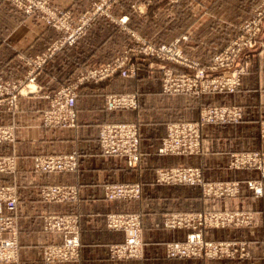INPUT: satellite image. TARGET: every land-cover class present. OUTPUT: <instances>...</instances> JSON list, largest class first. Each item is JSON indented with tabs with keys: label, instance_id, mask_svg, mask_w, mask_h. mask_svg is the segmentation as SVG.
<instances>
[{
	"label": "crops",
	"instance_id": "obj_1",
	"mask_svg": "<svg viewBox=\"0 0 264 264\" xmlns=\"http://www.w3.org/2000/svg\"><path fill=\"white\" fill-rule=\"evenodd\" d=\"M50 1L75 17L86 14L91 5L98 2ZM206 1L213 2L209 11L200 6ZM262 1L181 0V4L172 5L171 0H117L109 8L108 17L95 18L73 46L56 52L36 74L34 82L28 83L29 59L43 54L61 34L46 27L38 18L0 0V82L21 84L15 109L9 108L6 101L0 103V126L12 127L14 131L13 142L0 144V156H13L16 166L13 172L0 173V185L17 187L19 257L15 264H264V184L262 196L257 197L246 184L259 180V174L254 170L228 168L232 153L264 152V141L259 133L264 121V39L242 57L247 72L233 95H164L162 75L146 71L141 64L138 66L142 70L133 78L117 74L99 83L82 85L73 128L42 126V112L49 106L46 97L76 80L87 68L110 64L123 52L140 46L141 41L168 44L176 34L189 35L183 52L204 65L236 38L240 26L253 17L254 9ZM124 17L126 22L121 23ZM138 57H132L135 64ZM169 65L172 69L189 72ZM108 94H135L138 105L132 110L109 112L104 106ZM206 105H237L243 110V120L239 125L202 127L201 152L196 156L159 155L157 149L167 125L196 122L200 109ZM120 122L133 123L139 131L141 161L135 169L128 168L121 157L101 154L98 148L99 126ZM71 154L77 158V166L72 171L41 175L32 170L36 156ZM181 165L200 168L206 182H237L241 192L236 198L207 199L199 188L156 182L158 169ZM109 183H139L140 200H106L104 187ZM48 185L73 186L76 195L63 203L43 202L39 191ZM0 210L6 214L2 206ZM221 211L247 212L252 222L247 227L204 230V239L233 243L238 249L243 246L245 254L218 260L166 257L165 245L184 241L189 230L165 229L162 225L165 216ZM110 212L141 215V258L110 259L109 248L123 243L126 238L123 231L106 227L105 218ZM56 214L79 217L81 245L75 261L47 263L42 258L45 246L62 242L60 233H47L42 227L45 216Z\"/></svg>",
	"mask_w": 264,
	"mask_h": 264
},
{
	"label": "built area",
	"instance_id": "obj_2",
	"mask_svg": "<svg viewBox=\"0 0 264 264\" xmlns=\"http://www.w3.org/2000/svg\"><path fill=\"white\" fill-rule=\"evenodd\" d=\"M50 0H39L34 5L23 6L27 14L36 10L44 12L48 17L44 21L59 32L66 33L62 41L48 49V54L36 57L29 65L32 67L28 83L35 80V74L43 69L47 59L65 45H73L75 40L83 35L88 26L90 18L82 17L83 21L73 28L72 17L65 15V24L60 22L56 12L49 13L44 5ZM102 6L96 12H103ZM81 18V19H82ZM126 18L121 19V23ZM264 33V0L254 11V18L246 21L241 27V34L225 50L216 55L209 66L203 68L200 64L182 54L180 40H175L168 45L153 46L143 43L140 53L150 60L170 61L179 66L191 70V73H174L166 66L162 83L164 95L184 94L188 96H199L206 91L229 92L235 91L239 85V73L222 74L218 78L207 79L208 72H226L238 60L241 54L255 47L260 34ZM182 41L188 43V37ZM140 47L135 48L139 50ZM128 57L116 59L114 62L85 70L79 74L71 84L60 87L46 99L49 106L42 112V126L45 128L62 129L73 128L76 123V101L80 87L86 83H99L115 75L122 78L134 77L136 72ZM15 84L0 82V103L7 102L9 108L15 109L19 92L15 90ZM24 84L23 86H25ZM138 105L135 94H108L105 96L104 106L109 112L132 110ZM242 113L238 108L212 107L202 109L199 119L194 123L181 122L172 123L167 127L165 137L158 148L161 155L194 156L200 151V128L205 124H236L241 121ZM264 134V127H263ZM13 128L0 127V144L13 142ZM98 148L105 156L121 157L126 161L129 168H136L141 161L140 136L135 124L132 123H110L100 127L98 130ZM16 161L13 156L0 158V172H13ZM77 158L74 154L68 156H38L32 160V170L35 174H52L69 172L76 168ZM237 169L257 168L261 172L264 181V156L258 153H249L237 156L231 163ZM156 181L161 185H185L199 187L206 198L233 197L238 194L237 183H206L202 180L201 171L195 167H175L156 172ZM11 190L0 189V206L6 211V215L0 210V264H12L18 262L19 242L17 240V204L18 194L15 187ZM248 189L254 195L262 193L261 184L248 183ZM44 200L48 203L70 200L76 195L74 188L52 186L40 191ZM105 198L108 201L140 200L142 195L141 185L131 184H109L105 186ZM239 221V214L226 215H172L165 218L164 226L168 229L192 228L193 231L187 235L184 242H171L165 245V255L169 259H207L231 258L237 250L233 243L205 241L200 229L203 227H224L229 223ZM106 226L110 230H120L126 233L123 243L113 245L109 248V257L112 260L139 259L142 257V222L139 214H114L106 216ZM198 229V231H197ZM44 230L48 233H60L62 242L47 245L43 248L42 258L44 262H71L78 259L80 238L76 221L66 218H47L44 221ZM8 234L7 238L4 235ZM243 250V249H241Z\"/></svg>",
	"mask_w": 264,
	"mask_h": 264
},
{
	"label": "rangeland",
	"instance_id": "obj_3",
	"mask_svg": "<svg viewBox=\"0 0 264 264\" xmlns=\"http://www.w3.org/2000/svg\"><path fill=\"white\" fill-rule=\"evenodd\" d=\"M4 1H6L7 3H9V4H11L14 8H16L17 10H19V11H21V12H23L24 14H26V15H29V16H34V17H36V18H38L46 27H48V28H51V29H53L55 32H57V33H59V34H61V37L58 39V40H55L54 42H52L51 44H50V46H48L47 47V49L45 50V52L43 53V54H41V55H39V56H35L34 58H31V59H29V64L32 62V61H34L35 59H36V57H40V56H44V55H47L48 54V49H50L54 44H55V42H59V41H62L64 38H65V36H66V33H64V32H59V31H57V30H55L54 28H52V26H50V25H47L44 21L46 20V18L48 17L44 12H42V11H39V10H36L35 12H33L32 14H27L26 13V11H25V8L23 7V6H26V8H28V6H31V5H34L36 2L38 3L39 2V0H4ZM117 0H98V2H95V3H93L92 5H91V7H90V9L88 10V12H86V14H82L81 16H78V17H75L73 14H71L69 11H65V10H62V9H58V8H56L55 6H53L52 5V3H51V1H48V4L49 5H47V4H45L44 5V8H45V10L46 11H48L49 13H52L53 11L54 12H56L58 15H59V17H60V22L62 23V24H65V20H64V16L65 15H68V13H69V15L72 17V26H73V28H75L76 26H78L79 25V20H80V22H82L83 21V18L82 17H87V18H90V21H89V24H88V26L85 28V30H84V33L86 32V30L89 28V26L94 22V20H95V18H97V17H99V15L100 16H105V17H108L109 16V8L111 7V5L115 2V3H117L116 2ZM181 0H171V4L173 5H179V4H181V3H179ZM178 3V4H177ZM261 3V2H260ZM212 5H213V2L212 1H206L205 3H202V4H200V6L203 8V9H206V11H209V8L210 7H212ZM259 5V4H258ZM257 5V6H258ZM100 6H102L101 7V9L103 10V12H96V10H98V7H100ZM194 6V5H193ZM257 6H256V8H257ZM176 7V6H175ZM195 7H197L196 5H195ZM255 8V9H256ZM255 9H254V11H255ZM196 11H197V9H196ZM66 12H68L67 14H65ZM82 18V19H81ZM254 18V12H253V17L251 18V19H249V20H246V21H251L252 19ZM121 21V20H120ZM245 21V22H246ZM244 22V23H245ZM243 23V24H244ZM242 24V25H243ZM242 25L240 26V28H239V32H238V35L236 36V38L237 37H239V35L241 34V27H242ZM84 33H83V35H84ZM83 35H81V36H79L76 40H75V42L80 38V37H82ZM175 38H174V40H172L171 42H169L168 44H170V43H172L173 41H175V40H180V48L182 49V54L185 56V58L186 57H188L184 52H183V45H185L186 43H185V41H182V38L183 37H188V41H189V35L188 34H184V35H181V36H178L177 34L174 36ZM235 38V39H236ZM235 39H233L224 49H222L221 51H219L218 53H216L206 64H200L199 62V64H200V66H202L203 68H206V67H208L209 66V64H210V62H211V60L216 56V55H218L219 53H221L223 50H225ZM262 39H264V33H262V34H260V36H259V38H258V42H257V44L255 45V47L257 46V45H259L260 43H261V41H262ZM143 43H146V44H149V45H153V46H156V47H158V46H161V45H168V44H161V45H155V44H151V43H149V42H144V41H141V42H139V44H140V46H135V48H138V47H140L139 48V50H136L135 52L133 51V50H135V48H133V49H131V50H127V51H125V52H123L122 53V55L119 57V58H124V57H128L130 60H131V64H133V68H134V70H135V72H136V74H135V76L142 70V67H139L138 65H145V67L147 68V69H145L146 71H150V70H152V71H154V72H159L161 75H162V79H161V92H162V83H163V78H164V70L162 69L163 67H167V68H169V69H171L174 73H178V74H184V73H186V74H188V73H191V70H189V69H187V68H185L184 66H179V65H177V64H174V63H172V62H170V61H160V60H150L149 58H147V57H145L144 55H142L141 53H140V49H141V46H142V44ZM75 44V43H74ZM73 44V45H74ZM73 45H71V46H73ZM66 46H69V45H65V46H63L62 48H64V47H66ZM255 47L254 48H252V49H250V50H247V51H245L243 54H241L240 55V57L238 58V60H237V62L228 70V71H226V72H220V71H217V72H208V74H207V79H214V78H218V77H220L222 74H232V73H234V72H236V73H239L240 72V70L242 69L243 70V72L242 73H239L238 74V77H239V85L236 87V89H235V91L234 92H232V93H229V92H214V91H206V92H204V93H202V94H200L199 96L201 97L202 95H207V94H215V93H217V94H228V95H233V94H235L236 92H237V90L239 89V87H240V85H241V77L247 72V66L246 65H244V64H242V57L247 53V52H249V51H252V50H254L255 49ZM61 48V49H62ZM60 49V50H61ZM58 52V51H57ZM56 53V52H55ZM54 53V54H55ZM53 56V55H52ZM51 56V57H52ZM133 56H135L136 58L138 57L139 59V61H136V64L132 61V57ZM50 57V58H51ZM49 58V59H50ZM119 58H116V59H119ZM189 58V57H188ZM49 59H47V61L49 60ZM115 59V60H116ZM189 59H191V58H189ZM114 60V61H115ZM191 60H193V59H191ZM47 61H46V63H47ZM113 61V62H114ZM196 61V60H195ZM45 63V64H46ZM169 64H174L175 66H178V67H180V68H183V69H186V70H188L189 72H182V71H178V70H175V69H172L171 67H170V65ZM44 67V66H43ZM97 67H99V66H96V67H92V68H97ZM88 69H91V68H87L86 70H88ZM31 71H32V67H31V70H30V73H29V76H31ZM83 73V72H82ZM134 76V77H135ZM35 77H36V74H35ZM133 78V77H132ZM75 81V80H74ZM72 83V82H71ZM71 83H69V84H71ZM66 85H68V84H66ZM15 86L17 87V89L15 88V90H17L18 92H20L21 90H20V88L21 87H19V85L18 84H15ZM63 86H65V85H63ZM54 93V92H53ZM53 93H51V94H53ZM50 94V95H51ZM162 94H164L163 92H162ZM118 95H122V94H118ZM129 95H133V94H129ZM177 95H184V94H177ZM168 96H176V95H168ZM199 96H197V97H199ZM195 97V96H194ZM2 103V102H1ZM9 107V106H8ZM212 107H221V108H231V107H234V108H238V109H240L241 110V113H242V118H241V121L240 122H238V123H234V124H205V125H203L202 127H204V126H226V125H239L241 122H242V120H243V117H244V113H243V110H242V108L241 107H239V106H237V105H206V106H203L201 109H200V112H199V114L201 113V110L202 109H206V108H212ZM198 119H199V117H198ZM181 122H187V121H179V122H173V123H181ZM120 123H125V122H120ZM189 123H194V122H189ZM106 124H110V123H106ZM106 124H103V125H106ZM130 124V123H129ZM133 124V123H132ZM170 124H172V123H169L168 125H167V127L170 125ZM103 125H101V126H103ZM101 126H99V128H98V130L100 129V127ZM1 127V126H0ZM167 127H166V132H167ZM201 127V128H202ZM263 127H264V121H262L261 122V124H260V129H259V133H260V137H261V139L264 141V134H263ZM201 128H200V131H199V134H200V151H199V153L201 152V147H202V143H201ZM165 135H166V133H165ZM165 135L163 136V138L165 137ZM13 138H14V131H13ZM162 138V139H163ZM162 139H161V141H162ZM14 140V139H13ZM161 141H160V143H161ZM97 144H98V135H97ZM159 146H160V144H159ZM159 148V147H158ZM157 151H158V149H157ZM198 153V154H199ZM249 153H258L259 155H262V156H264V152H262L261 150H244V151H241V152H236V153H232L230 156H229V162H228V168L229 169H231V170H235V171H247V170H254V171H256L258 174H259V180H257V181H250V182H247V189H248V183H254V184H256V185H259V184H261V186H262V191H263V184H264V181H262V179H261V172H260V170H258L257 168H248V169H237V168H234V167H232L231 166V163H232V161L234 160V158L235 157H237V156H240V155H243V154H249ZM159 154V153H158ZM198 154H196V155H198ZM159 155H161V154H159ZM196 155H194V156H196ZM163 156H174V155H163ZM2 157H10V156H0V158H2ZM36 157H38V156H36ZM116 157V156H115ZM192 157V156H191ZM182 167H195V168H198V167H196V166H183V165H181ZM128 167V166H127ZM138 167V166H137ZM136 167V168H137ZM176 167H179V166H176ZM129 168V167H128ZM171 168H175V167H171ZM131 169H135V168H131ZM165 169H170V168H165ZM165 169H163V170H165ZM199 170H200V168H198ZM159 170H162V169H158L157 171H159ZM156 171V172H157ZM201 171V170H200ZM0 173H2V172H0ZM201 175H202V172H201ZM202 180L204 181V182H206L204 179H203V176H202ZM157 182V181H156ZM206 183H237V182H224V181H215V182H206ZM109 184H112V183H109ZM109 184H107V185H109ZM139 184V183H138ZM159 184V183H158ZM238 184V194L237 195H235V196H233V197H225V198H219V199H226V198H236L237 196H239V194H240V185H239V183H237ZM107 185H105V186H107ZM52 186H60V187H66V188H68V189H70V188H74L75 189V187H73V186H65V185H48V186H44V187H42L41 189H40V191H43L44 190V188H47V187H52ZM168 186H179V185H168ZM181 186H185V185H181ZM12 187H15V189H16V192H17V187H16V185H0V189H3V190H11V189H13ZM187 187H190V186H187ZM193 188H199V187H193ZM200 189V188H199ZM201 190V189H200ZM249 190V189H248ZM39 191V197H40V199L43 201V202H46L45 200H44V198H43V196H42V193ZM251 191V190H250ZM75 192H76V189H75ZM104 192H105V187H104ZM252 192V191H251ZM201 193H202V190H201ZM202 195H203V193H202ZM204 196V195H203ZM256 196V195H255ZM262 196V193H261V195H259V196H257V197H261ZM205 197V196H204ZM206 198V197H205ZM106 199V198H105ZM207 199H214V198H207ZM107 200V199H106ZM66 201H69V200H65V201H60V202H54V203H63V202H66ZM118 201V200H117ZM123 201H127V200H123ZM138 201V200H137ZM46 203H48V202H46ZM111 214H112V212H110ZM110 213H108V214H110ZM107 214V215H108ZM114 214H139V213H135V212H127V213H114ZM198 214H204V215H213V214H218V215H226V214H239V221L238 222H234V223H229V224H227L226 226H224V227H218V228H214V227H203V228H201L200 229V231H201V235H202V237H203V231L204 230H207V229H225V228H229V227H233V228H241V227H247V226H249L250 224H251V222H252V217H251V215L250 214H248L247 212H243V211H221V212H204V213H192V214H190V213H188V214H169V215H167V216H165L164 218H163V222H162V225H163V227L165 228V229H167V230H189V233H187V235L188 234H190L192 231H193V229L192 228H179V229H168V228H166L165 226H164V221H165V218L166 217H168V216H172V215H179V216H184V215H192V216H194V215H198ZM0 215H2V214H0ZM4 215H6V214H4ZM106 215V216H107ZM140 215V214H139ZM141 216V215H140ZM52 217H55V218H66L67 220H69V221H76L77 222V229H78V231H79V217L76 215V214H61V215H58V214H56V215H47V216H45L44 218H43V220H42V227H43V231H45L44 230V221L47 219V218H52ZM141 222H142V217H141ZM105 224H106V218H105ZM107 227V226H106ZM113 231H120V230H113ZM197 231H198V229H197ZM46 232V231H45ZM80 232V231H79ZM124 232V231H123ZM48 233V232H47ZM125 233V232H124ZM126 234V233H125ZM141 234H142V232H141ZM6 235V234H5ZM187 235H186V237H187ZM4 238H7V237H4ZM79 238H80V233H79ZM141 238H142V236H141ZM186 239V238H185ZM203 239H204V237H203ZM17 240H18V234H17ZM205 240V239H204ZM185 241V240H184ZM184 241H182V242H184ZM205 241H208V240H205ZM209 242H212V241H209ZM169 243H171V242H169ZM178 243H180V242H178ZM221 243H228V242H221ZM81 245V244H80ZM234 248H236V247H234ZM241 249H243V250H241ZM236 250H237V253L235 254V255H238V253H241V254H245V249L243 248V246H240V249H238V248H236ZM79 255H80V247H79ZM79 255H78V258H79ZM223 258H225V257H223ZM219 259H222V258H219ZM207 260V259H206ZM214 260H218V259H214ZM75 261V260H74ZM67 263V262H66ZM12 264H14V263H12Z\"/></svg>",
	"mask_w": 264,
	"mask_h": 264
}]
</instances>
